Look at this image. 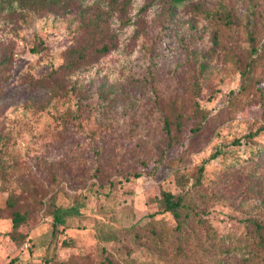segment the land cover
<instances>
[{"label":"rangeland","instance_id":"rangeland-1","mask_svg":"<svg viewBox=\"0 0 264 264\" xmlns=\"http://www.w3.org/2000/svg\"><path fill=\"white\" fill-rule=\"evenodd\" d=\"M124 1L0 0V264H264V0ZM106 41L63 95L34 85Z\"/></svg>","mask_w":264,"mask_h":264},{"label":"trees","instance_id":"trees-1","mask_svg":"<svg viewBox=\"0 0 264 264\" xmlns=\"http://www.w3.org/2000/svg\"><path fill=\"white\" fill-rule=\"evenodd\" d=\"M9 3H12L15 0H7ZM19 4H22L23 7H33L37 4H43L45 2L47 3H56L60 0H17ZM112 3L117 4L118 0H110ZM182 0H172L171 2V8H174L175 4L181 2ZM5 2V1H4ZM131 2V0H125L122 5V11L124 12L126 9V6ZM149 6V3H146L142 6V9H145ZM113 48V45L109 43L108 41L104 42L102 45L99 46H84V47H73L69 50L68 56L65 59V61L58 67H53L51 71L44 77L37 78L34 82L35 86H46L49 87L53 94L55 95H63L66 91L62 88V85L59 83V78L67 73H70L75 68L91 62L92 58L98 54H104L108 52L110 49ZM12 63L11 56L7 54V52H3L2 56L0 58V72H4L7 67ZM264 129V126L261 127ZM169 130V129H168ZM196 182H201V177L198 176L196 179ZM186 197V191H180L178 193H173L172 191H164V209L170 210L174 213V215L180 219L183 215V207L187 206L189 203L185 201ZM9 206H14L17 203V199L13 196L8 197L7 199ZM3 210L2 207H0V213ZM67 212V210H64L63 207H55L54 208V226L52 231V237L50 240V244L48 245L49 250L51 251V257L50 259H55L57 256V247L59 244L58 237L59 233L61 231L60 224L62 221H64V217L62 216L63 212ZM13 229L10 231L11 237L16 240L17 242L20 240L24 241L27 237V232H24L23 229L20 227L21 224L25 221L26 217L24 213H22L19 209L13 208ZM186 222L182 219L179 220L178 228L180 229V235L176 236V239L178 240H184L189 241V236L185 235L187 234L184 232L183 224ZM188 227V223H186ZM256 228L258 229V241H263V235L260 231L262 226L257 223ZM252 242V241H251ZM217 253L221 254L217 257L220 259L222 254H225L229 251L231 247L229 245L223 243H217ZM179 248H183L182 242H178Z\"/></svg>","mask_w":264,"mask_h":264}]
</instances>
